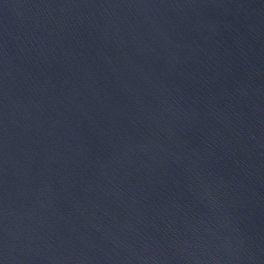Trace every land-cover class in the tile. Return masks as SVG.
<instances>
[{
    "label": "water",
    "instance_id": "1",
    "mask_svg": "<svg viewBox=\"0 0 264 264\" xmlns=\"http://www.w3.org/2000/svg\"><path fill=\"white\" fill-rule=\"evenodd\" d=\"M0 264H264V0H0Z\"/></svg>",
    "mask_w": 264,
    "mask_h": 264
}]
</instances>
